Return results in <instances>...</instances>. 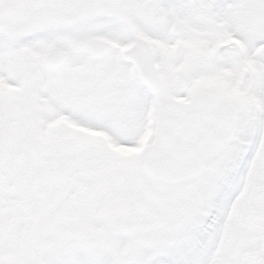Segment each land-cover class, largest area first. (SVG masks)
I'll return each instance as SVG.
<instances>
[{
    "label": "snow or ice",
    "instance_id": "snow-or-ice-1",
    "mask_svg": "<svg viewBox=\"0 0 264 264\" xmlns=\"http://www.w3.org/2000/svg\"><path fill=\"white\" fill-rule=\"evenodd\" d=\"M0 264H264V0H0Z\"/></svg>",
    "mask_w": 264,
    "mask_h": 264
}]
</instances>
